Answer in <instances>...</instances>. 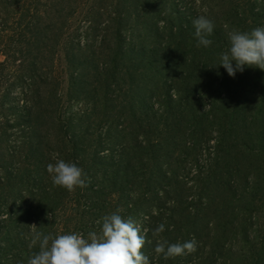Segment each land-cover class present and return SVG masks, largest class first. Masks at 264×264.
<instances>
[{
  "label": "trees",
  "instance_id": "1",
  "mask_svg": "<svg viewBox=\"0 0 264 264\" xmlns=\"http://www.w3.org/2000/svg\"><path fill=\"white\" fill-rule=\"evenodd\" d=\"M46 2L13 0L24 8L11 14L0 0L15 33L0 61V116L11 80L21 101L0 124V264H27L39 251L33 224L87 237L118 208L146 217L150 264L181 263L153 253L161 238L196 240L186 264H264V71L246 66L233 77L218 66L227 31H250L237 10L183 16L174 0ZM250 12L264 26V6ZM200 15L215 24L208 48L196 46ZM22 49L26 60L4 79L11 52ZM61 61L69 97L54 70ZM73 101L83 109L70 114ZM53 157L81 167L87 187L54 186Z\"/></svg>",
  "mask_w": 264,
  "mask_h": 264
},
{
  "label": "clouds",
  "instance_id": "2",
  "mask_svg": "<svg viewBox=\"0 0 264 264\" xmlns=\"http://www.w3.org/2000/svg\"><path fill=\"white\" fill-rule=\"evenodd\" d=\"M196 46L208 48L213 41L214 21L205 15L193 20ZM227 28V26H225ZM229 47L219 54V64L229 76L243 72L244 68L256 67L264 70V26L251 31L231 29L227 31ZM216 66V67H218ZM55 163L46 166L54 186L69 192L77 187H87L86 174L74 162L56 159ZM121 209L104 215L96 223L99 231H90L87 237L83 233H67L53 235L33 229L32 245L39 243V251L32 253L27 264H150L149 257L142 251L146 243L147 229L141 228L139 221L131 216L125 218ZM165 225L159 224L153 231V237H160ZM151 243V241H147ZM197 242L193 238L183 243H169L166 239H158L154 251L163 255L164 259L174 258L196 251Z\"/></svg>",
  "mask_w": 264,
  "mask_h": 264
},
{
  "label": "rangeland",
  "instance_id": "3",
  "mask_svg": "<svg viewBox=\"0 0 264 264\" xmlns=\"http://www.w3.org/2000/svg\"><path fill=\"white\" fill-rule=\"evenodd\" d=\"M8 1H10L9 3L10 6H6V10H5V6L0 5V61L4 60V54L10 52L8 48L13 50V48L15 47L14 45L15 33L13 31L14 21L11 19V15L9 19L8 18L6 19V16L3 14L4 10L6 12L13 14L14 12H21L22 8H24V6L11 5L13 0H8ZM51 3L52 0H47L46 2V4H51ZM66 6L68 8L74 7L72 2H68ZM172 6H174L176 11L181 12L183 16L194 13L196 14L201 13L203 12L204 8L208 6H233L237 10V14H238L237 20L240 22L242 26H246L250 31L252 30L253 27L252 25H254L253 23H256L258 27L262 26L260 21L251 14L250 9H252V12H260L262 6H264V0H174V5ZM77 17L81 20V17L78 15H76L74 18L76 19ZM7 21L8 23H6ZM70 42H72V40H70ZM81 42H83V38H81ZM18 46H21L22 48L21 43H19ZM23 48L25 50V47ZM10 56L11 58L9 65L1 71L4 79H6V76L12 77L13 75H15L18 72L17 66L19 64L24 63V61L26 60L25 59L26 54L25 51H23V49L21 52L19 51H16L15 53L11 52ZM58 58L62 59L61 56H59ZM56 67L58 72H60V78L63 82L60 87L61 92L64 94V96L69 97L67 92L68 85L66 84L67 77L65 75V74H69V71L66 70V66H64L62 61L54 65V70H56ZM12 81L13 80L10 81V84H13L10 90V94L7 97L6 101H4V105L2 106V109H7V110L1 113L2 117L0 116V124H2L4 120L12 119V116H15L14 114L19 113L18 108L21 105V101L18 100V93H19L17 89L18 85H15L16 82L11 83ZM1 84H3V81H0V85ZM82 109H83L82 102L78 103L77 101H73V103H71V106L67 107V110L69 111L70 114L77 113L79 112V110ZM13 129L14 128L6 129L7 140L9 139L11 140L12 138L11 134L14 133ZM9 145L11 146V143L10 144L8 143L6 146ZM145 219L146 217L140 215V219L138 220L141 224L142 230L147 229V227L142 226V221ZM153 253H155V251ZM179 258H181V263L179 264H186V254L182 256H177V259ZM175 260L166 264H175L176 263ZM176 261L177 263L179 262L178 260Z\"/></svg>",
  "mask_w": 264,
  "mask_h": 264
}]
</instances>
